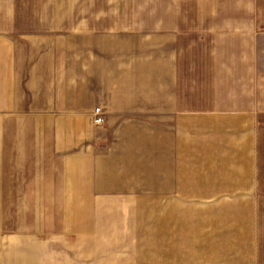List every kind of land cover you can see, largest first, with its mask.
Wrapping results in <instances>:
<instances>
[{"label":"crops","instance_id":"0c3cea01","mask_svg":"<svg viewBox=\"0 0 264 264\" xmlns=\"http://www.w3.org/2000/svg\"><path fill=\"white\" fill-rule=\"evenodd\" d=\"M13 203L5 264H264V0H0Z\"/></svg>","mask_w":264,"mask_h":264},{"label":"rangeland","instance_id":"374dc122","mask_svg":"<svg viewBox=\"0 0 264 264\" xmlns=\"http://www.w3.org/2000/svg\"><path fill=\"white\" fill-rule=\"evenodd\" d=\"M256 211H262L264 204L256 203ZM7 204H0V213L1 207H7ZM28 206V204L23 203H13L10 204V211L13 212L12 218L7 219L2 218L0 221V264H5L6 255L11 247V244L16 241V245L18 243L21 245L24 238L32 239L31 241H35L36 243L39 241L38 236H28L24 233V225L26 222L28 223V215H24V207ZM28 210V209H27ZM34 245V244H32Z\"/></svg>","mask_w":264,"mask_h":264},{"label":"built area","instance_id":"2783aa9c","mask_svg":"<svg viewBox=\"0 0 264 264\" xmlns=\"http://www.w3.org/2000/svg\"><path fill=\"white\" fill-rule=\"evenodd\" d=\"M98 110H99V108H96V112H98ZM102 117H100V116H95V118H94V122L95 123H102Z\"/></svg>","mask_w":264,"mask_h":264}]
</instances>
